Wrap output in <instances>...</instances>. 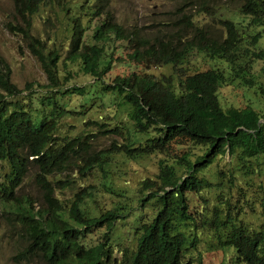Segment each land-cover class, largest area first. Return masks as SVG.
Here are the masks:
<instances>
[{
	"label": "trees",
	"instance_id": "obj_1",
	"mask_svg": "<svg viewBox=\"0 0 264 264\" xmlns=\"http://www.w3.org/2000/svg\"><path fill=\"white\" fill-rule=\"evenodd\" d=\"M13 1L23 25L8 26L29 39L49 79L47 89L23 95L11 81L10 66L0 57V210L15 214L23 226L26 240L19 255L24 259L37 255L45 264H198L196 231L208 223L213 225L211 236L218 248L234 251V264H264L263 223L244 222L239 211L231 215V209L210 221H199L189 197L213 185L199 174L227 152L243 162L264 161V112L250 103L225 105L220 98V89L226 85L253 89L264 97V82L253 72L255 60H264V49L258 47L264 32V0H238L240 11L233 18L218 19L225 30L221 38L206 29L205 16L184 15L190 33L180 40L150 39L126 31L115 21L108 0ZM47 6L63 12L70 22V49L63 63L68 61L90 77L92 86L103 83V101L108 96L111 103L117 97L119 102L114 104L127 105L132 129L127 127L126 141L116 145L114 152H122L127 159L163 155L156 176L142 180L130 202L93 206L95 190L83 188L67 207L52 195L48 176L65 166L77 146L88 151L89 139L95 135L74 136L65 144L57 135L63 117L85 112L74 111L68 99L85 93L88 98L89 90L75 85L65 88L73 67L63 81L60 53L31 33L33 16ZM91 22L95 23L92 41H87ZM196 53L225 67L188 73L185 66ZM115 64L142 70L118 73L109 83L106 74ZM164 65L174 71L160 76L147 71ZM99 129L104 134L114 132L104 124ZM190 144L207 145L209 151L192 160ZM111 153L88 155L82 168L88 174L98 169L109 173ZM30 164L39 168L36 179L46 190L49 206L43 210H36L30 198L18 194ZM248 166L242 163L241 167ZM111 184L104 182L107 189ZM124 223V240L129 239L118 258L115 247L123 236L118 228Z\"/></svg>",
	"mask_w": 264,
	"mask_h": 264
},
{
	"label": "rangeland",
	"instance_id": "obj_2",
	"mask_svg": "<svg viewBox=\"0 0 264 264\" xmlns=\"http://www.w3.org/2000/svg\"><path fill=\"white\" fill-rule=\"evenodd\" d=\"M241 2L238 0H108L107 5L115 21L126 31L139 32L142 37L154 39H183L190 31L185 25L183 16L190 18L202 17V23L206 29L216 37H224L225 30L218 24L219 18H233L240 11ZM86 23V21H83ZM8 23L23 25L21 19L15 15L13 0H0V57H2L11 69V81L23 90L26 95L30 90L47 89L49 83L44 67L30 48L29 39L22 33L13 31ZM88 23V22H87ZM94 22L90 23L87 32V41H92L91 32L94 30ZM263 28V27H260ZM31 33L45 41L50 48H56L60 53V67L65 70L61 77L63 81L71 67L74 71L72 78L64 83L65 88L73 85L85 87L89 91L82 96L72 95L69 100L74 111L63 117L59 123L57 135L64 144L74 136L82 138L95 135L89 139L90 148L83 152L81 146H77L74 153H70L65 166L57 170L48 178L51 180L52 195L63 206H69L75 194L83 188L95 190L96 202H90L93 206L109 207L111 204H124L130 202V197L135 198V190L139 183L149 177H155L158 173V161L163 155L153 154L143 157L126 158L122 152H114L116 145H122L126 141L128 128L132 129L127 105L117 106L119 99L107 96L103 101V83L98 86L93 84L90 77L82 74L76 66H72L66 60L70 49V22L63 12L53 10L49 6L41 9L32 18ZM120 41H118L119 43ZM117 43V44H118ZM258 47L264 49V32ZM117 49L115 54H119ZM108 55H110L108 53ZM213 66L224 68L223 62L203 59L196 53L185 66L188 73L204 71ZM131 69V70H130ZM142 70L138 66H115L106 74L107 82H111L118 73ZM130 70V71H129ZM155 76L164 73L171 74L174 68L171 66H157L147 70ZM253 72L264 82V60H255ZM220 98L225 105L245 107L248 103L255 105L264 112V97H260L253 89H244L240 85H226L220 89ZM81 103L83 106H81ZM109 103V104H108ZM91 121V122H90ZM99 124L114 131L104 134L100 132ZM88 140V138H87ZM192 160L209 151L207 145L190 144L187 147ZM105 150H112L111 164L106 167L109 173L90 171L89 174L82 168L88 155ZM242 163H247V168H242ZM248 170V171H247ZM39 168L30 164L22 184L18 189L21 197L30 198L36 210H43L49 206L46 190L36 179ZM220 171V174L217 172ZM108 175V178L105 175ZM110 174V175H109ZM186 175L185 172L182 173ZM213 183L211 187L204 188L198 194L189 193L190 207L197 219L210 221L217 214H223L231 209V215L239 211L244 222L251 224H264V161L251 158L246 162L232 158L229 153L223 154L214 162L205 173H200ZM112 182L109 189L104 182ZM136 205V202L134 203ZM237 211V212H236ZM152 216L153 212L148 211ZM130 221L127 215V222ZM202 222H199L200 225ZM196 234L200 236L198 242V264H234V251L231 249H219L215 238L211 236L212 224H202ZM122 232V243L115 247V255L119 258L122 248L126 246L129 237L127 226L120 224L118 228ZM26 235L19 218L15 214H8L0 210V264H45L39 256H31L24 259L19 252L25 247ZM201 261V262H200Z\"/></svg>",
	"mask_w": 264,
	"mask_h": 264
}]
</instances>
